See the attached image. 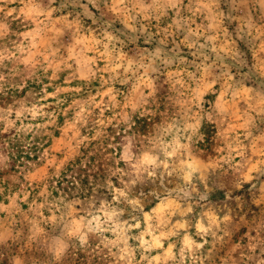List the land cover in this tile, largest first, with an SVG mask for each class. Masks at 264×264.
Returning <instances> with one entry per match:
<instances>
[{"label":"rangeland","instance_id":"obj_1","mask_svg":"<svg viewBox=\"0 0 264 264\" xmlns=\"http://www.w3.org/2000/svg\"><path fill=\"white\" fill-rule=\"evenodd\" d=\"M0 193V264H264V0H0Z\"/></svg>","mask_w":264,"mask_h":264},{"label":"trees","instance_id":"obj_2","mask_svg":"<svg viewBox=\"0 0 264 264\" xmlns=\"http://www.w3.org/2000/svg\"><path fill=\"white\" fill-rule=\"evenodd\" d=\"M60 114L59 116H61ZM62 118V117H61ZM60 118V119H61ZM143 118L139 117L135 123L137 124V128H143L146 126V121L142 120ZM210 125H205L203 127L202 133L207 136L205 138V141L210 140ZM98 143V140L94 137V132L91 130L89 132V139L85 142L83 147L81 148L80 155L76 156L74 160L70 161L59 173H56L52 175V177L49 179V191L50 195L48 196L49 199L55 200L56 197H58L61 193V188L63 186V182H68V190L74 189L77 190L78 194H80L81 197H86L88 195H91L94 192V189L96 186L105 184L106 186L107 180L109 178L108 173V166H106V163L103 162V166L98 168L96 166L95 161L97 160L96 157L101 153H98V149L95 151V153H90L92 149L95 148V145ZM11 147L16 148V153H12V156L16 157H22L24 150L22 147L17 143H10ZM19 145V146H18ZM112 151H115L114 149H109ZM109 163H107L108 165ZM85 165V166H83ZM77 168H80L82 172H77ZM97 169V170H95ZM92 170H95V172H92ZM73 171L76 172V175L71 174L70 178H68V172ZM54 181L56 183H54ZM8 188V187H7ZM98 191H102V188ZM105 192H108L105 188ZM39 193V190L36 188H30V197H35ZM68 194V193H66ZM2 193H0V196ZM64 196V194H63ZM42 199V197H40ZM56 202V201H55Z\"/></svg>","mask_w":264,"mask_h":264}]
</instances>
